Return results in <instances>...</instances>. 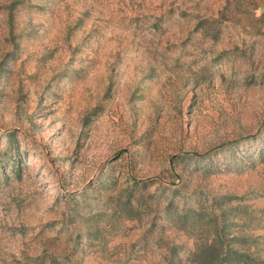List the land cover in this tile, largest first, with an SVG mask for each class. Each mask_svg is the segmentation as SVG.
<instances>
[{"label": "rangeland", "instance_id": "1", "mask_svg": "<svg viewBox=\"0 0 264 264\" xmlns=\"http://www.w3.org/2000/svg\"><path fill=\"white\" fill-rule=\"evenodd\" d=\"M214 230L264 261V0H0V264H193Z\"/></svg>", "mask_w": 264, "mask_h": 264}, {"label": "trees", "instance_id": "2", "mask_svg": "<svg viewBox=\"0 0 264 264\" xmlns=\"http://www.w3.org/2000/svg\"><path fill=\"white\" fill-rule=\"evenodd\" d=\"M215 240L207 246H202L192 254L193 264H264V261L255 260L243 252L233 250L220 241L219 231L214 230ZM233 240L230 241V243ZM235 241V240H234ZM244 240H236L243 244Z\"/></svg>", "mask_w": 264, "mask_h": 264}]
</instances>
